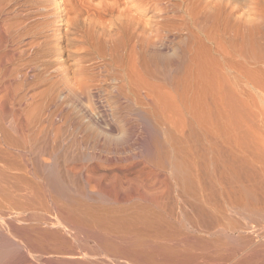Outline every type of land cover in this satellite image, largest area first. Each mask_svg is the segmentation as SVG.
Masks as SVG:
<instances>
[{
  "label": "bare ground",
  "instance_id": "bare-ground-1",
  "mask_svg": "<svg viewBox=\"0 0 264 264\" xmlns=\"http://www.w3.org/2000/svg\"><path fill=\"white\" fill-rule=\"evenodd\" d=\"M258 98L264 0H0V264H264Z\"/></svg>",
  "mask_w": 264,
  "mask_h": 264
},
{
  "label": "rangeland",
  "instance_id": "rangeland-1",
  "mask_svg": "<svg viewBox=\"0 0 264 264\" xmlns=\"http://www.w3.org/2000/svg\"><path fill=\"white\" fill-rule=\"evenodd\" d=\"M242 1H243V0H242ZM257 102H258L260 108H261V109H264V104H263V103H264V100L261 101V100L258 98V99H257ZM259 165H260V164H259ZM243 210H244V214H243V211H242L241 219H240V224L243 223L242 226L240 225V232H241V233H240V234H241V235H240V240H242V241H244V242H243V243H242V241H239V242H240V243L242 244V246H244V247L240 246V247L242 248V249H240V250H243V251H244V249H245V251H244V252H246L245 255H247V252H248V255L250 254L251 256H248V255H247V256H248V257H247V256L244 255V252H243V251H242V252L240 251V254L238 255V257L241 256V258L239 257L240 259H248V258L250 259V258H252V255L255 254V253H254V250H253V252L251 251V248L253 249V247H250V245H252V244H253V245L256 244V245H258L259 247H261V248L258 247V249H261V250L263 251V248H262V247H264V246H263V245H264V243H263V242H264V238H262V237H264V236H262V235L258 236V235L260 234V232H261V234L264 235V231H263V230H264V219H263V218H264V215H263V214H260L261 216L258 215V216H260V217L263 216L262 218L258 217V218H259V221L262 220L261 222H259V221L256 219L257 214H254L255 216L252 214L251 217H250V214H251V213H249L248 210H246L247 212L245 211V209H243ZM245 213H247V215H245ZM243 215H244L245 217L248 216V218L246 217L248 220H246V218H245ZM242 216L244 217V220H246L245 222H244V220H242V219H243ZM252 216H253L254 218H253ZM249 218H251V219H249ZM251 220L253 221V223H255V226H254L253 223H251V222H252ZM254 220H255V222H254ZM256 221H257V222H256ZM246 222H247V223H246ZM244 223H246L247 226H249V225H251V224H252L253 226L251 225V226L247 227V226H245L246 224H244ZM248 223H250V224H248ZM260 223H261V224H260ZM260 225H261V229H260ZM243 226L247 227L248 229L246 228V229H247V230H246L245 227H243ZM256 226H257L258 229L256 228ZM258 226H259V227H258ZM262 226H263V227H262ZM254 227H255V228H254ZM241 228H242L243 231L241 230ZM243 228H244V229H243ZM253 228L256 230L257 233H254L255 230L253 231ZM249 229H250V231H252V232H249ZM244 230H245V231H244ZM260 230H261V231H260ZM258 231H259V232H258ZM248 232H249V233H248ZM253 233H254V234H253ZM255 234H256V236H255ZM227 235H228V234H226V237H224V238H225V240L228 239L227 241H230V238H229L230 236H229V235L227 236ZM243 235H244L245 237H244ZM246 235H247V236H246ZM249 235H250V237H253L255 241H254L252 238H251V239H248V238H250V237H248ZM242 236H243V237H242ZM227 237H228V238H227ZM245 238H247V239L250 241V243H249V241L243 240V239H245ZM255 238H257V239H255ZM260 238H261V240H260ZM251 240H252L253 243H251ZM258 241H260V242L258 243ZM245 242H247L246 245H244ZM260 243L263 244V245L261 246ZM241 244H240V245H241ZM249 244H250V245H249ZM253 245H252V246H253ZM246 246H247L248 248H246ZM248 249H249L250 251H248ZM13 252H15V251H13ZM21 252H22V251L19 250L16 254L19 255ZM249 252H250V253H249ZM241 253H242L243 255H242ZM251 253H253V254H251ZM263 253H264V251L261 252V253H259V254L262 255ZM242 256H244V257H242Z\"/></svg>",
  "mask_w": 264,
  "mask_h": 264
}]
</instances>
